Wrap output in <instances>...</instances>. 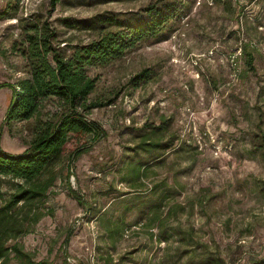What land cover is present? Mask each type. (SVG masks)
<instances>
[{
    "label": "rangeland",
    "instance_id": "rangeland-1",
    "mask_svg": "<svg viewBox=\"0 0 264 264\" xmlns=\"http://www.w3.org/2000/svg\"><path fill=\"white\" fill-rule=\"evenodd\" d=\"M105 1L0 0V84L26 76L14 45L36 21L57 31V44H86L99 34L86 21L133 17L164 0ZM164 33L89 69L92 99L112 101L88 116L107 136L74 163L70 180L63 169L32 231L8 242L34 264H264V0H183ZM11 97L0 89L1 145L18 155L38 122L4 125ZM149 141L161 149L147 151ZM146 165L135 178L133 168ZM8 264H21L13 251Z\"/></svg>",
    "mask_w": 264,
    "mask_h": 264
},
{
    "label": "trees",
    "instance_id": "trees-1",
    "mask_svg": "<svg viewBox=\"0 0 264 264\" xmlns=\"http://www.w3.org/2000/svg\"><path fill=\"white\" fill-rule=\"evenodd\" d=\"M59 1L53 0V6ZM182 4L183 0L159 1L150 4L143 13L126 18L97 15L86 22L89 30L99 32L98 37L86 44L55 43L57 31L40 20L26 29L20 46L14 45L25 59L28 71L17 83L0 84V89L12 91L3 124L32 119L38 123L29 148L18 155L2 148L0 127V264H8L12 251L21 264H34L32 256L18 243L11 246L8 242L32 231L46 215L42 205L62 178L63 169L67 168L70 180L74 163L107 136L101 125L88 116L112 101L92 99L97 81L90 76L89 69L107 65L149 37L164 35L168 23L179 15ZM242 50L248 71H254V52L249 45ZM146 73L144 70L134 76L130 84L137 87L147 78ZM50 102L55 103L56 111H46ZM86 136H92V141L82 143ZM73 139L76 142L72 148ZM149 142L143 143L147 151L157 153L162 147L160 142ZM160 160V155L154 158V162ZM147 168V165L134 167L135 178ZM5 185L11 188L9 193L2 191ZM69 185L70 194L86 206L80 193ZM69 242L70 234L64 241V250Z\"/></svg>",
    "mask_w": 264,
    "mask_h": 264
}]
</instances>
